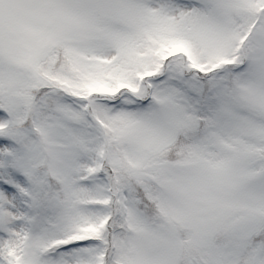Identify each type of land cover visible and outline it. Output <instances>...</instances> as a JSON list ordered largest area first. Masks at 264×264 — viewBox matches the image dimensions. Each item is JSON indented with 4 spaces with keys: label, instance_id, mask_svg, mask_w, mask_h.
Returning <instances> with one entry per match:
<instances>
[{
    "label": "snow or ice",
    "instance_id": "1",
    "mask_svg": "<svg viewBox=\"0 0 264 264\" xmlns=\"http://www.w3.org/2000/svg\"><path fill=\"white\" fill-rule=\"evenodd\" d=\"M0 264H264V0H0Z\"/></svg>",
    "mask_w": 264,
    "mask_h": 264
}]
</instances>
